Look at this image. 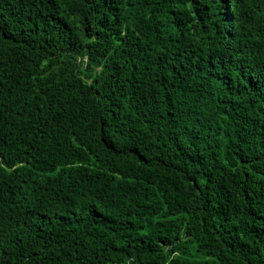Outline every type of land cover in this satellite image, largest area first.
Masks as SVG:
<instances>
[{
	"label": "trees",
	"instance_id": "1",
	"mask_svg": "<svg viewBox=\"0 0 264 264\" xmlns=\"http://www.w3.org/2000/svg\"><path fill=\"white\" fill-rule=\"evenodd\" d=\"M0 264H264V0H0Z\"/></svg>",
	"mask_w": 264,
	"mask_h": 264
}]
</instances>
